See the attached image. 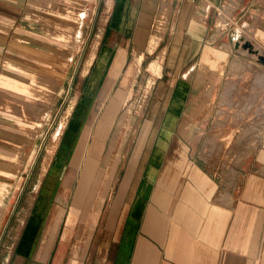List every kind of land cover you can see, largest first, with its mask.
Instances as JSON below:
<instances>
[{"label": "crops", "instance_id": "1", "mask_svg": "<svg viewBox=\"0 0 264 264\" xmlns=\"http://www.w3.org/2000/svg\"><path fill=\"white\" fill-rule=\"evenodd\" d=\"M37 1L41 3L34 4L44 6V1L52 0ZM114 1L120 6L112 7L110 16L124 33L132 30L142 8L141 2L151 11L156 2L158 7L161 1L168 3V28L174 31L179 28L180 32L185 28L184 33L189 35L182 66L197 59L202 67L193 70L194 76L177 78L168 95L162 98L152 94L154 81L146 105V121L132 134L127 145V159L115 157L113 160L114 148L122 136L128 91L120 88L125 59L117 63L119 69L115 73H109L112 63L106 62L102 73L82 88L72 106L18 241L26 231L24 235L30 240L35 235L38 241L44 235L40 227L46 223L48 213L60 203L68 202L67 209L71 208L72 212L70 218L78 212L84 217L102 181L114 177L116 199L107 224L116 222L119 212L121 215L109 264H264V125L261 136L238 161L230 155L205 154L202 152L204 146L197 152L201 139L171 136L175 126L181 125L180 114L193 101L189 94L191 87L197 89L205 76L213 72L219 74L223 67L228 72V86L231 81L234 86L232 94L228 90V98H236L242 87L243 97L250 103L248 109L246 105H239L240 112L264 114V0ZM55 2L59 1L51 3ZM194 2L195 8L186 6ZM200 2H206V10L198 8ZM222 15L226 16V25L218 24ZM237 32L241 33V48L246 53L232 58L237 51ZM226 42L230 47L223 45ZM32 56L34 61L39 60ZM17 59L40 65L26 58ZM71 88L68 85L67 91ZM212 90L210 83L201 95H209ZM53 102L57 104L58 101ZM204 108L201 104V111ZM13 112L0 107V114L7 120L0 121V140L5 142L0 143L9 149L11 143L16 146L12 142L16 138L7 132L14 134L25 126L24 121L23 125H18L17 118L9 116ZM107 113L109 117L103 125ZM179 134L182 133L179 131ZM192 146L196 147L194 153ZM13 150H0V179L12 182L0 202V222L13 203L11 195L18 179L27 170V161L18 159ZM219 160H222L221 170L217 168ZM113 161L120 163L115 176L112 169L108 170ZM88 162L92 163V170L85 174ZM70 193L72 199L69 201ZM59 209L61 213L63 209ZM29 223L33 230L31 227L24 231ZM5 224L7 222L4 227Z\"/></svg>", "mask_w": 264, "mask_h": 264}, {"label": "rangeland", "instance_id": "2", "mask_svg": "<svg viewBox=\"0 0 264 264\" xmlns=\"http://www.w3.org/2000/svg\"><path fill=\"white\" fill-rule=\"evenodd\" d=\"M53 1L56 0L51 2ZM57 1L59 2L44 1V6H38L34 3H41V1L0 0V32L2 31L0 34V85L7 88L0 87V107L14 111L9 116L17 118L15 123L25 122L26 127L20 129V132L16 131L13 134L8 131L7 134L16 138L12 139L16 146L10 144L12 146L10 148L15 150L13 155L22 161H27V170H24L25 174L23 173L18 179L11 195L13 203L8 206L0 222V264H109L115 246L116 226L121 215L119 212L116 222L112 225L107 224L106 219L116 199L114 177H106L105 182L101 179L103 181L100 191L93 195L94 202L91 210H85L84 217L81 212H78L75 217L70 218L72 212L71 208L67 209L68 202L60 203L65 207L58 205L51 209L46 223L41 227L44 235L40 236L38 241L31 243L27 256L21 254L17 248L19 232L40 191L39 187L46 177L52 157L56 153L63 125L67 122L72 106L82 88H86L91 80L97 79L105 63H112L109 73H115L116 69H119L117 63L120 64V59H125L120 88L128 91L127 112L124 113L122 136L114 148L112 158L113 160L115 157L127 159V145L132 134H135L146 121L148 115L146 105H148L154 81L156 80L152 94H159L162 98L168 95L177 78L194 76L193 70L198 71L202 67V62H197V59L187 66H182L189 35L184 33L185 28H182V32L179 28L175 31L174 28H168L170 19L169 16L166 18V15H169L170 8L166 2L161 1L159 7L158 2L153 4L154 11L145 9V2H141L142 8L138 11L132 30L124 33L118 29L115 19L110 16L112 7L120 6L114 0ZM128 5L130 6V3ZM186 6L195 8L196 4L195 2L186 3ZM198 8L206 10V2H200ZM226 20V16L222 15L219 17L218 24L226 25ZM177 23L179 24V19ZM240 32L236 33L235 42L237 41L239 45L236 44L237 51L231 55L232 58H240L243 56L241 52L246 53L241 48ZM13 35L17 37L14 38ZM233 39L231 36L232 41ZM223 45L230 47L228 42ZM57 50L61 56L53 53V51L58 53ZM32 55L39 60L34 61ZM53 55H58L60 59L57 56L52 58ZM4 57L6 58L5 68H3ZM16 57L29 59L40 65L29 64ZM64 58L69 60L62 63ZM154 60L159 62V72L153 69ZM45 66L57 69L63 75L60 74L56 81L54 79L46 81L53 89V95H56L54 99L48 98L44 101L30 99L26 97L23 90L13 89L3 82L5 80L3 73H9L21 85L39 84L37 80L40 75L36 68ZM227 73L226 67H223L219 70V74L213 72L205 76L197 89L191 87L189 94L193 101L189 102L180 114L181 125L175 126L171 136L201 139L197 152H201L204 146L202 152L205 154L230 155L238 161L255 139L261 136L264 114L240 112L237 108L239 105L241 107L246 105L248 109L247 104L250 103L243 97L242 87L236 98H228V90H231L232 94L234 86L232 81L228 86ZM230 75L232 80V73ZM210 83L213 84L211 94H202V96L201 92L203 93ZM68 85L72 88L67 91ZM196 90L200 92L199 95H196ZM53 100H57V104H54ZM201 104L205 106L202 111ZM47 105V111L42 114L41 109ZM250 110L253 111L255 108ZM3 116L0 114V121L3 119L7 121ZM20 117L21 120L18 119ZM108 117V113L104 115L103 125ZM37 119L40 120L37 121ZM179 131L182 134H179ZM1 143L5 142L1 141ZM1 143V151L11 150L3 147ZM207 143L209 145H204ZM194 152L196 147L192 146V153ZM221 162L222 160H219L220 164L216 165L219 170L223 167ZM119 166L120 163L118 165L113 161L108 170L112 169L115 176L118 174ZM91 170L92 163L88 162L86 174ZM121 174L122 172L120 176ZM11 186L12 182L0 179V202L4 200ZM67 197L70 201L72 194L70 193ZM94 205L95 208H93ZM59 208L63 209L61 213Z\"/></svg>", "mask_w": 264, "mask_h": 264}, {"label": "bare ground", "instance_id": "3", "mask_svg": "<svg viewBox=\"0 0 264 264\" xmlns=\"http://www.w3.org/2000/svg\"><path fill=\"white\" fill-rule=\"evenodd\" d=\"M82 2V1H81ZM81 5H82V3H81ZM67 22H69L68 20H67ZM46 29V28H45ZM56 29V28H55ZM57 30H59V29H57ZM46 31V30H45ZM56 33V32H55ZM74 33V32H73ZM53 34V33H52ZM73 36H75V35H73ZM72 36V37H73ZM13 37L15 38V37H17L16 35H13ZM24 39V38H23ZM26 39V38H25ZM72 39V38H71ZM57 40V39H56ZM60 40H61V38H60ZM67 42V41H66ZM69 42V41H68ZM70 42H72V41H70ZM39 44V43H38ZM71 44V43H70ZM41 45V44H40ZM54 50V49H53ZM48 51H50V50H48ZM56 51V50H55ZM58 51V50H57ZM52 52V51H51ZM50 52V53H51ZM53 53H55V54H59V51H58V53L57 52H54L53 51ZM61 53V52H60ZM52 54H50V56H51ZM60 55V54H59ZM63 55V54H62ZM55 55H53L52 56V58L54 57ZM57 57H59L58 55H56ZM55 56V57H56ZM61 56V55H60ZM5 58V57H4ZM71 58V57H70ZM55 59H57V58H55ZM59 59H60V57H59ZM69 59H67V58H64V61L62 60V63H66L67 61H68ZM235 63H238L236 60H235ZM51 65V64H50ZM58 65H60V64H58ZM153 69L155 70V71H158L159 72V62H158V60H154V62H153ZM58 67V66H57ZM60 67V66H59ZM61 67H63L62 66V64H61ZM25 68V67H24ZM233 68H234V66H233ZM28 69V68H27ZM39 72H37V73H39V75H40V78L37 80L36 78V80L37 81H39L40 83L39 84H36V85H27V84H20V82L19 83H17L16 81V79L14 78V77H12V75H10L9 73H3V76L5 77V80L3 81L4 82V84L5 85H7V86H9V87H11V88H13V89H19V90H23V92H24V94L26 95V97H28V98H30V99H34V100H36V99H40L41 101H44V100H46V99H48V98H52V99H54V97H55V95H53V92H52V88L48 85V83H46V81H48V79H54L55 81H56V79H57V77L61 74V72L60 71H58L57 69H54V68H48V67H44V68H36ZM30 70V69H29ZM4 72V71H3ZM33 72V71H32ZM34 72H36V71H34ZM63 72V71H62ZM36 75V74H35ZM62 75V74H61ZM63 76V75H62ZM2 77V76H1ZM37 77H38V75H37ZM17 78V77H16ZM20 79V78H19ZM35 79H33V80H35ZM36 81V82H37ZM197 82V81H196ZM31 84V83H30ZM51 104V103H50ZM47 107H48V105L47 106H43V109H41L42 110V114H43V112L44 111H47L46 109H47ZM47 113V112H46ZM45 115V114H44ZM106 115V114H105ZM41 119V118H40ZM40 119H37V121H39ZM42 122H43V120H42ZM17 123V122H16ZM18 124V123H17ZM37 124V123H36ZM19 125V124H18ZM21 125H23V124H21ZM33 129H34V127H33ZM31 131H32V127H31ZM27 133V132H26ZM33 133V132H32ZM18 134V133H17ZM25 134V133H24ZM30 134V133H29ZM20 135V134H19ZM25 136V135H24ZM1 148V147H0ZM90 164V163H89ZM87 172V171H86ZM86 174V173H85ZM7 191V190H6ZM85 191V190H84Z\"/></svg>", "mask_w": 264, "mask_h": 264}, {"label": "flooded vegetation", "instance_id": "4", "mask_svg": "<svg viewBox=\"0 0 264 264\" xmlns=\"http://www.w3.org/2000/svg\"><path fill=\"white\" fill-rule=\"evenodd\" d=\"M29 224H30V226L28 227ZM29 224L26 225L27 228L25 226V230L24 231H26L27 229L28 230L31 229V227H32V230H33V226H31L32 223H29ZM38 228H39V226L36 227V229H38ZM26 232H23L22 236L20 237V239L18 241V245H17V248H18L19 252L21 254H23L25 257L27 256V251H28L29 247L32 246L31 243H34V242L37 241V240L34 239V238H36L35 235H34L33 239L30 240L28 236L24 235Z\"/></svg>", "mask_w": 264, "mask_h": 264}]
</instances>
